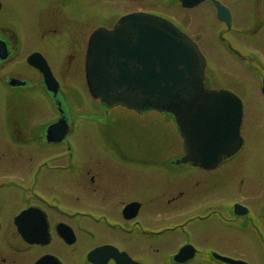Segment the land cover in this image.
<instances>
[{"label":"rangeland","instance_id":"1","mask_svg":"<svg viewBox=\"0 0 264 264\" xmlns=\"http://www.w3.org/2000/svg\"><path fill=\"white\" fill-rule=\"evenodd\" d=\"M221 1L232 3V0ZM240 1L245 0H235V18H240L239 12L242 10L245 12L244 20H247L249 5L240 4L238 10L237 3ZM1 2L3 10L0 12V19L16 29L23 54L26 55L35 49L40 51L48 63L65 60L67 63H73L70 67V78L77 70V62L73 57L76 58L78 48L84 47L91 29L110 24L122 11L137 9L159 15H165L163 12H167L173 13L178 19L181 17L183 21L190 19L192 27L206 36L212 47L210 54L215 59V80L221 86L237 84L241 88V132L245 143L236 156L225 160L212 170L189 164L170 167L167 162L180 157L183 149L175 127L166 114L155 111L137 113L118 106L105 114L99 102L89 95L84 81H77L75 76V101L78 103L80 100L85 108L89 105V112H95L94 114L99 116L97 120H102L88 121V127H84V123L79 120L82 123L81 128L68 136L69 144L59 145L67 149L66 156L47 161L40 172L34 170L33 173L34 162L30 159L32 146L7 139L13 134L10 124L0 130V219L4 223L0 231V251L6 253L9 239L5 234L14 210L26 201L39 203L41 200L49 205L45 206L50 210L66 213L67 216H72L74 211L70 213L66 209L76 208L75 216L79 218L81 225L92 231L96 227L91 221H99L105 217L116 218L123 200L135 199L140 202L142 207L139 216L146 218L156 216L167 206V198L180 190L184 192V196L178 200L185 199V206H188L186 209L196 207L197 212L202 213V199L193 194H201L212 187L224 200L223 207L234 197H240L239 200L252 209V220L244 226L237 224L235 230L218 223L213 227L214 230L201 235L200 239L222 254L228 253L231 257L248 261L249 264H263L264 256L261 257L258 253V242L263 238L259 233L264 235V221L261 217L264 209V96L260 91L259 79L252 77L247 71L245 73L243 65L220 39L219 33L216 32L218 23L211 5L205 1L194 7L183 8L180 4L169 6L164 0H78L79 8L74 12H51L47 6L55 3L54 0H45L40 11L33 9V0ZM113 10L115 14L112 13ZM61 25L65 34L62 38L46 35L49 28L55 30V26ZM263 30L264 27L259 34L264 33ZM44 33L45 36L41 37ZM225 36L230 38L229 34ZM257 41L253 50L264 57V35L257 37ZM199 47L206 55L205 48L201 44ZM17 63L18 59L11 61L6 65V70H12ZM7 97L11 95L8 96L0 88V100ZM28 113L37 114L32 106L23 105L19 108V115L25 117ZM33 120L29 118L27 124H31ZM105 120L107 122H104ZM18 133H25L24 128L14 135ZM105 174L127 176L128 187L122 197L114 193L121 188V184H101L100 186L104 187L98 189L99 192L91 190V178L98 182L105 178ZM39 178L42 180L40 187L38 182L35 186H29L33 179L37 181ZM196 179L207 181L203 185L195 184ZM111 190L113 193L108 195L104 202L102 194L107 195ZM183 210L185 209H176L171 214L162 212L160 218L179 214ZM98 231L94 238L87 234L80 236L79 258L83 259L85 249L98 239ZM53 248L61 253L64 259L67 257V251L60 246ZM32 249L31 259L40 253V247ZM143 258L151 264L162 259L160 255Z\"/></svg>","mask_w":264,"mask_h":264},{"label":"water","instance_id":"2","mask_svg":"<svg viewBox=\"0 0 264 264\" xmlns=\"http://www.w3.org/2000/svg\"><path fill=\"white\" fill-rule=\"evenodd\" d=\"M182 1L194 5L201 0ZM216 6L219 18L229 24L228 10L217 2ZM27 61L40 70L47 88L56 92L57 83L45 61L38 54H32ZM204 68V57L197 45L170 21L132 12L121 17L112 29L92 32L85 76L90 94L106 107L121 105L138 112L156 110L171 114L184 146V154L176 164L190 163L211 169L240 148L242 108L233 93L205 88ZM262 89L264 92V79ZM66 132L65 121L60 119L48 127L47 138L60 141ZM34 216L32 209L22 211L16 218L18 231L29 242H42L46 236L44 223L32 222L29 230L33 236L27 234L25 220ZM107 248H95L88 254V260L93 256L106 257ZM215 256L229 264H247ZM112 257L118 264H131L123 253L115 252ZM35 264L59 263L44 256Z\"/></svg>","mask_w":264,"mask_h":264},{"label":"flooded vegetation","instance_id":"3","mask_svg":"<svg viewBox=\"0 0 264 264\" xmlns=\"http://www.w3.org/2000/svg\"><path fill=\"white\" fill-rule=\"evenodd\" d=\"M105 175V178L99 180L98 182H96L93 177L91 178V182L95 184L93 191L96 189H102L104 186H100L101 184H108L111 186L121 184V188L114 193L117 196L122 197L123 192H125L126 187H128L127 176ZM206 179H196L194 182L195 184L203 185L206 183ZM112 193L113 190L108 192L107 195L103 193V201L106 202L107 196H110ZM176 194L167 199V203L172 205V208H176V206L179 205H176V200L179 196H182L184 192L179 191L178 195ZM219 194L217 190H212V187L208 189V191H202L201 194L194 193L193 196H200L203 199V206L206 209L205 215L190 219L170 217L166 220L167 222L164 221L163 223L169 226H164L162 228L159 227L161 222L158 219L150 218L145 221L142 217L138 216L132 219H126L122 216L121 211L120 216L116 218H106L103 223L91 222L94 227H96L93 228L92 231L86 230L79 222L78 217L62 219L57 216H51L48 217L50 239L43 245L27 244L18 235L12 221L5 236L8 239L9 237H14L19 241V243L17 246L10 244L9 248L12 258L8 260L7 264H22L24 260L30 257L33 247H40V253L33 256L35 259L41 255L50 253L56 255L63 264H81L78 255L80 236L82 234H87L91 238H94L97 233L96 231L98 230L99 237L92 242V244H94L93 247L102 244L113 245L120 251L126 252L135 261L143 264L145 263L140 259V257H152L155 255H166L171 257L167 264H224L213 258V247L207 245L204 241H202V244L196 240L199 238L200 232L205 229L204 226H213L221 221L219 218L223 219L222 209H220V202L222 201L219 199L221 198V195L219 196ZM241 203L246 205L244 202ZM219 215H221V217H219ZM60 222H63L70 227L68 228L69 230L67 228L65 229L68 233H70L66 234L68 235L66 238H69V240H71L70 242H67L65 237L57 234L56 226ZM3 224V221L0 219V231L3 229ZM151 226H153L154 229H152ZM185 244H192L195 247L192 256L182 262L174 261L173 256L179 251L180 247ZM54 246H60L63 250L67 251V257L64 259L61 253L59 254L54 250ZM4 261L5 258L2 257L1 262ZM107 264H115V262L110 259Z\"/></svg>","mask_w":264,"mask_h":264}]
</instances>
